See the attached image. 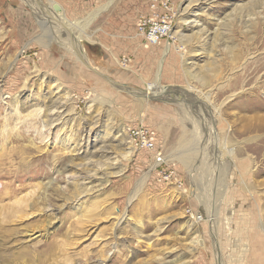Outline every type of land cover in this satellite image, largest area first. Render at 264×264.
Masks as SVG:
<instances>
[{"label": "rangeland", "instance_id": "1", "mask_svg": "<svg viewBox=\"0 0 264 264\" xmlns=\"http://www.w3.org/2000/svg\"><path fill=\"white\" fill-rule=\"evenodd\" d=\"M154 1L0 0V155L8 152L22 173L8 172L0 188L12 183L23 196L50 175L57 179L48 197L60 209L45 212L42 200L3 223L0 264H264V136L246 142L256 133L244 132L240 119L264 113L256 103L264 83L249 97L235 78L250 55H264V44L253 40L243 60L234 65L233 58L246 35L259 37L256 24L264 28V0ZM54 3L65 23L51 17L59 13ZM159 13L174 15L171 36L150 44L139 18ZM162 61L164 89L154 96L149 88ZM263 72L255 75L264 82ZM194 95L220 108L215 122ZM140 125L155 132L154 151L131 138L128 128ZM193 127L208 135L201 174L190 171L201 143L193 140L200 150L193 163L170 158L188 149L180 139L192 140ZM231 147L238 164L229 166ZM44 148L49 158L37 152ZM160 155L170 180L156 172ZM219 162L228 168L215 177ZM62 196L76 204L62 205Z\"/></svg>", "mask_w": 264, "mask_h": 264}, {"label": "bare ground", "instance_id": "2", "mask_svg": "<svg viewBox=\"0 0 264 264\" xmlns=\"http://www.w3.org/2000/svg\"><path fill=\"white\" fill-rule=\"evenodd\" d=\"M258 1H261V0H258ZM55 11V10H54ZM58 12V11H57ZM58 17L56 16V14H53V16H51L52 18H56V19H62V21L64 22V21H66V19H65V16H64V14L62 13V12H59L58 14ZM264 22V21H263ZM65 23V22H64ZM255 30L254 31H256V33H257V35L259 36V37H256V36H245V42H243V47L242 48H240L239 50H238V52H234L233 53V58L235 59V64L234 65H236V64H238V62L243 58V56H244V54L249 50V48H247L246 46H245V44H253V43H250V42H252L253 40L254 41H256V43H261L262 45L264 44V28H261L260 27V24H256L255 26ZM260 30H261V32H260ZM260 33H261V35H260ZM261 37V41H259V38ZM253 41V42H254ZM245 46V47H244ZM253 46V45H252ZM263 48V47H262ZM250 49H251V47H250ZM244 51H246L245 53H244ZM251 54V53H250ZM249 53L247 54V56H249L250 55ZM261 55V56H260ZM260 55H254V56H252V55H250V57H248L247 58V60L245 61V62H243L244 63V65L246 64V62H247V64H254L255 66L252 68V69H248V66L247 67H244V65H243V68L242 69H240V71H242L243 70V72L241 73V74H238L235 78H236V86H238L239 87V89L241 88V91H240V93H244V94H246V95H249V97H250V94H253V91H255V90H257V89H260V88H263L262 86V84L264 83L263 82V80H261L260 79V76H256L255 74L256 73H258L259 74V72L261 71V70H263L264 69V55L262 56V53L260 54ZM243 60V59H242ZM248 60H251V61H248ZM164 62L162 61L161 62V64H160V67H159V69H158V73H157V81H156V83H154L153 85H151V87L149 88L150 89V91H152L153 92V95L154 96H156V95H158V94H160L161 92H162V90L164 89V88H162L163 86H161V84H160V78H161V76H162V70H163V64ZM234 63V62H233ZM231 64V63H230ZM234 65H232V66H234ZM240 65V64H239ZM238 67V66H237ZM242 67V66H241ZM251 68V67H250ZM231 69V68H230ZM239 73V72H238ZM264 73V72H263ZM229 76V75H228ZM262 77H264L263 75H262ZM224 78H226V77H224ZM231 77H228V79H226V80H228V82H230L229 84H231V81H229V79H230ZM233 78V77H232ZM221 79H222V77H221ZM231 80V79H230ZM254 81V83L255 84H253V87L252 88H250V87H247L246 85H248V84H250V83H252ZM228 82H227V84H228ZM225 84V83H224ZM223 86V85H222ZM230 86H232V85H230ZM230 88V87H229ZM233 88V87H232ZM231 88V89H232ZM223 89V88H222ZM220 90H221V88H220ZM222 91V90H221ZM226 92V91H225ZM240 93H239V95H240ZM256 93V92H255ZM148 94H150V96H152L151 95V92H147V97H148ZM222 94V93H221ZM192 95V94H191ZM230 96V95H229ZM234 96V95H233ZM242 96V95H241ZM194 97H195V95H194ZM194 97H193V100H194ZM252 97V96H251ZM259 97V96H258ZM3 98V97H2ZM255 98H256V95H255ZM186 99H187V97H186ZM195 99H198L197 101H199V100H201V105H203L202 107H203V109L204 110H206L207 108H208V110H206L207 112H208V114H210V120L209 121H211V122H215V119L216 118H218V116L220 117V115H219V111H220V108H218V107H216V108H213V107H211V105L206 101L207 99H209L208 97L207 98H205V99H200V97H199V95H198V98H196L195 97ZM259 101H256V103H257V105H261V108L260 109H264V98H260V99H258ZM252 101V100H251ZM190 102V101H189ZM188 102V103H189ZM248 102V101H247ZM251 103V102H250ZM255 103V104H256ZM190 105H191V103H189ZM198 104H200V103H198V102H193L192 103V105H195V106H197L198 107ZM212 104H213V102H212ZM243 104V103H242ZM247 104H249V103H247ZM246 104V105H247ZM253 104V103H252ZM206 105H207V108H206ZM245 106V105H244ZM253 106L254 105H250V106H248V107H245V109L246 110H249V112H250V110H252V109H254L253 108ZM256 106V105H255ZM52 107H53V105H51L49 108H48V111L49 112H52V113H50V114H53V110H52ZM258 107V106H257ZM240 108V107H239ZM194 109V108H193ZM200 110H201V108H199ZM244 109V110H245ZM199 110V111H200ZM241 110V109H240ZM257 110V109H256ZM254 111H255V109H254ZM260 112H262V111H260ZM201 113H203V112H201ZM258 113V112H257ZM253 114H255V113H253ZM189 116H190V114H189ZM250 116V115H249ZM203 117V116H202ZM205 120L204 121H202V123H209V121L207 120V118L206 117H203ZM224 118V117H223ZM188 119H189V117H188ZM241 119V122L242 121H244V132H246L247 134H254V133H256L255 135H248V136H246L247 138H245V141L246 142H252V143H255L256 142V138H258V137H260V136H264V113H262V114H260V115H256L255 117H252L251 119H250V117H249V119L245 116V115H242V118H240ZM243 119V120H242ZM221 121V120H220ZM237 122H238V120H237ZM193 123V122H192ZM51 126H52V124H53V122H52V120H51V122L49 123ZM200 124H201V122H200ZM54 125V124H53ZM206 125V124H205ZM236 125V124H235ZM45 126H47V125H45ZM242 126V125H241ZM216 129V128H215ZM241 130V129H240ZM243 131H241L242 133H243ZM215 132V131H214ZM192 133H193V138H192V140L191 139H189V138H186V137H183V138H181L180 139V142L181 143H183L184 144V146H189L188 147V149L186 150V151H184V153L183 152H181V154L180 155H173V156H170V158L172 157V159H176V158H181L180 160H184L185 162H186V164H189V163H193L194 162V160H195V153L197 152V151H200V150H198V148L197 149H194V143H193V140L195 141V144L197 145H199L200 143L202 144V146L208 141V140H206V137L205 136H208V135H203V134H200V132L198 133L197 132V128H194L193 127V129H192ZM227 133V132H226ZM236 134V133H235ZM214 135V134H213ZM216 135V134H215ZM240 135V134H239ZM242 135V134H241ZM244 135V134H243ZM215 137V136H214ZM221 137V136H220ZM234 137V136H233ZM8 138V137H7ZM191 138V137H190ZM235 138V137H234ZM239 138H240V136H239ZM212 140V139H211ZM210 140V141H211ZM242 140V139H241ZM50 140L49 139H46V146H47V143L49 142ZM216 141V140H215ZM226 141H228V140H226ZM258 141V140H257ZM61 142H62V139H61ZM179 142V143H180ZM230 142V141H229ZM208 143V142H207ZM206 143V144H207ZM227 143V142H226ZM228 144V143H227ZM261 144V143H260ZM223 145V144H222ZM263 145V144H262ZM202 146H199V148L201 149V157L199 158V159H201V160H199L198 161V167H196L195 169H193V168H191L190 169V171H193V170H195V172L196 173H198L199 171H201V168L204 166V165H206V164H204L205 162H207V160H208V157L207 156H205L206 155V147L205 146H203V148H201ZM208 146V145H207ZM228 146V145H227ZM233 146V145H232ZM235 146V145H234ZM237 146V145H236ZM212 147V146H211ZM221 147V146H220ZM209 148V147H208ZM214 148V147H213ZM222 148V147H221ZM229 148V147H228ZM249 148V147H248ZM223 149H225V148H223ZM40 151H37V152H39L40 154H43L42 155V157L43 156H45V158H49L48 156V154H46L47 153V149L46 148H44V149H39ZM250 151H252V149H250ZM36 152V153H37ZM210 152V151H209ZM227 153H228V158L230 159V161L227 163L229 166H232L233 165V163H234V161H235V165L236 164H238L237 162H236V160L234 159V154L236 153L235 152V149L233 148V147H231L229 150H227L226 151ZM21 153H25V154H29L30 152H28L27 151V148L25 147V148H22L21 149ZM209 154V153H208ZM237 154V153H236ZM223 155H224V152L222 153V151H220V154H219V156H221V157H219V159L223 162L225 159H223L222 157H223ZM264 155V154H263ZM30 157V156H29ZM225 157H226V155H225ZM224 157V158H225ZM238 157V156H237ZM252 157V156H251ZM250 157V158H251ZM258 157V156H257ZM257 157H255V158H257ZM53 159L54 160H56V156H53ZM253 159V158H252ZM259 159V158H258ZM4 160V161H3ZM47 160V159H46ZM19 162V164H22V163H24V161H25V158H23L22 156H20V160H18ZM29 161V160H28ZM258 161V160H257ZM256 161V162H257ZM262 161V160H261ZM48 162V161H47ZM53 162V161H52ZM196 162V161H195ZM251 162V161H250ZM54 164H55V170H56V172H60V170L59 169H57L58 168V161H56V162H53ZM214 163H215V161H214ZM225 163V162H224ZM249 163V161L248 162H244V163H241V165H242V167H243V169L245 170L244 171V173H246V174H248V172L250 171V169L253 167L252 165H250V164H248ZM253 162H251V164H252ZM261 163V162H260ZM208 164H209V162H208ZM23 165H25V164H23ZM221 165V163L219 162V164L217 163V167H215V169H214V176L215 177H217L218 175H219V177L221 176L222 177V175L224 174V172L226 171V169L228 168V166H220ZM254 165V164H253ZM256 165H258L257 163H256ZM195 166H197L196 164H195ZM207 166V165H206ZM261 166V165H260ZM18 168H20V166L19 165H16V163H15V160L13 161V159L12 160H8V152H3V154H1L0 155V178L1 177H3V176H8V172L10 173V172H12V177L13 176H15V177H19V176H21L22 175V173L21 172H18L17 171V169ZM21 169H22V166H21ZM80 169V168H79ZM204 169H206V168H204ZM249 169V170H248ZM261 169V168H260ZM260 169L259 168H256L255 169V172L257 173V172H260ZM263 169V168H262ZM264 170V169H263ZM17 171V172H16ZM252 172H253V170H251ZM207 172V171H206ZM192 173V172H191ZM200 173V172H199ZM254 173V172H253ZM47 174V173H46ZM201 174V173H200ZM10 175V174H9ZM49 175V174H48ZM206 175V174H205ZM52 176V175H51ZM256 176V175H255ZM257 176H258V174H257ZM14 177V178H15ZM218 177V178H219ZM5 178V177H4ZM147 177H145L144 179H142V181H140V183L138 184V188L135 190V193L142 187V184L144 183V181H145V179H146ZM56 179L57 178H55V177H50V175L48 176V179L45 181V180H42L41 179V181L39 182V183H37V184H35V188H34V190H31L30 192H28V193H26L25 195H23V196H18L19 195V191H21L22 189H23V187L22 188H19V187H13L11 184H10V186H8V182L7 183H5V185L3 186V187H1L0 188V227H1V225L3 224V223H8V219H11V218H13V217H22L23 215H25L27 212H28V210H30V209H32L33 207H37V206H39V204L41 203V201L42 200H45V201H48L49 203L46 205V207H45V212H49L50 214H52V213H56V209L57 210H60L59 209V207L58 208H56L52 203H51V201H52V199H50L49 197H48V192H49V189L50 188H52V186H53V184L56 182ZM37 180V179H36ZM253 183V182H252ZM13 184H15V183H13ZM258 184H259V186L260 185H262L263 186V184H264V181L263 180H259L258 181ZM23 185V184H22ZM26 187V186H25ZM250 187H251V185H249L248 184V182L245 180L244 181V189H248V191L250 190ZM255 187V186H254ZM38 191V192H37ZM264 193V192H263ZM253 194V193H252ZM136 194H134L132 197H131V199L135 196ZM9 199V200H8ZM62 199L63 200H61L62 201V205H66V204H76V201H77V197H75V198H72V196H62ZM252 200V199H251ZM252 203V202H251ZM211 204V203H210ZM261 204V202H259V204H258V207H259V205ZM62 205H60V207L62 206ZM262 206L264 205V204H261ZM210 206V205H209ZM209 206H208V208H209ZM211 211V208L209 209V212ZM216 210L213 208V210L211 211V215L212 216H214L211 220H214L215 222H216ZM193 215V214H192ZM194 216V215H193ZM192 216V217H193ZM211 220H210V222H211ZM214 222V223H215ZM198 222H197V220H194V221H192V225H196ZM263 223H264V217H263ZM214 226H216V224L214 225ZM215 232V231H214ZM35 235V233H32V234H30L29 236H34ZM40 234H38V235H35L34 237H37V236H39ZM201 238V236L198 234L196 237H195V240L193 241V244L194 245H196V244H198V243H200L199 241V239ZM196 243V244H195ZM193 245V246H194ZM99 264H104V263H102V262H100Z\"/></svg>", "mask_w": 264, "mask_h": 264}, {"label": "built area", "instance_id": "3", "mask_svg": "<svg viewBox=\"0 0 264 264\" xmlns=\"http://www.w3.org/2000/svg\"><path fill=\"white\" fill-rule=\"evenodd\" d=\"M155 1L153 3L154 7L156 6ZM173 22L174 15H169L167 13L154 14L150 17L142 16L139 18L138 29L148 43L154 44L165 37L170 38ZM128 129L131 138L134 142L136 141L135 145L138 146L139 149H146L148 151H154L156 149L157 139L153 130L143 125H140V127H129ZM156 159L159 162L156 172H163V174L160 173L163 181L170 180L169 177L171 176V172L169 174L166 170L159 169L164 162L162 155L157 156Z\"/></svg>", "mask_w": 264, "mask_h": 264}, {"label": "water", "instance_id": "4", "mask_svg": "<svg viewBox=\"0 0 264 264\" xmlns=\"http://www.w3.org/2000/svg\"><path fill=\"white\" fill-rule=\"evenodd\" d=\"M53 8L55 11H58V12H60L62 10L61 6L58 3H54Z\"/></svg>", "mask_w": 264, "mask_h": 264}]
</instances>
